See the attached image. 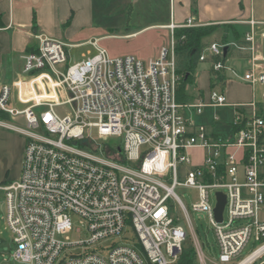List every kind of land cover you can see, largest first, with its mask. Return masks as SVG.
I'll return each instance as SVG.
<instances>
[{"label":"built area","instance_id":"2783aa9c","mask_svg":"<svg viewBox=\"0 0 264 264\" xmlns=\"http://www.w3.org/2000/svg\"><path fill=\"white\" fill-rule=\"evenodd\" d=\"M240 42L210 44L213 78L230 69L225 48L249 54L243 81L264 102V25L250 20ZM192 18L177 28L196 27ZM95 54L68 65L66 45L46 36L22 56L15 86L0 85V129L25 139L19 178L3 187L10 259L20 264H175L193 232L177 187H191L193 213H204L216 238L217 262L234 264L253 237L256 248L235 264H264V114L253 100L228 104L212 90L206 102L178 104L174 45L143 63ZM202 54L199 58L204 61ZM234 73V72H233ZM29 96L28 100L26 97ZM28 101V102H27ZM27 102V103H26ZM236 111L227 135L194 121L205 108ZM64 107L60 112L59 108ZM218 121V116L212 118ZM102 139L97 142L91 136ZM119 138L111 148L106 139ZM105 140V141H104ZM191 150L202 151L193 165ZM225 196L222 222L216 194ZM130 231L143 257L124 240ZM197 247V255L201 254ZM204 257V256H203ZM204 262V261H203Z\"/></svg>","mask_w":264,"mask_h":264},{"label":"crops","instance_id":"0c3cea01","mask_svg":"<svg viewBox=\"0 0 264 264\" xmlns=\"http://www.w3.org/2000/svg\"><path fill=\"white\" fill-rule=\"evenodd\" d=\"M170 2V23L158 25L169 31L170 24L180 25L188 18H192L200 26H218L217 29H223V37H227L226 42L237 43L248 31L246 23L250 20L264 25V0H170ZM193 2H195L196 11L194 15ZM93 6L94 0H0V85L8 84L12 87L14 102L25 98L24 88L14 90L17 80L22 75V56L36 50L39 36L59 40L66 46L77 45L66 43L63 38L69 39L81 26H89ZM228 26L239 34L238 39L234 38L232 29H226ZM214 34L203 39L205 49L202 54L206 58L198 63L194 78L186 87L188 94L192 96L189 103L206 102L210 92L216 87L224 88L225 85L235 84L246 89L249 95L247 98L237 96L232 99L240 101L227 103L245 106L253 100L254 93L257 94V88L260 87H252L243 81V75L250 67L249 54L235 47L226 49V61L230 69L221 73L224 79L221 83L216 82L211 68L213 58L206 50L210 44L216 43L213 40ZM206 39H211V43L208 44ZM150 60L154 59L148 61ZM28 98L30 97L27 96L26 100ZM256 100L259 112L264 114V105L261 100H258V96ZM245 108L249 107H239L236 111L246 112ZM196 123L205 125L215 134L227 135L231 130L230 123L226 124L228 129L220 133L215 132L214 128L207 123ZM23 150L22 136L0 129V157L2 156L0 158V192L4 193L2 188L19 178ZM7 154L10 158H3ZM3 211H5L4 204Z\"/></svg>","mask_w":264,"mask_h":264},{"label":"rangeland","instance_id":"374dc122","mask_svg":"<svg viewBox=\"0 0 264 264\" xmlns=\"http://www.w3.org/2000/svg\"><path fill=\"white\" fill-rule=\"evenodd\" d=\"M170 9V0H94L89 26H81L69 39L63 38L66 43L77 44L65 47L69 58L68 65L81 62L86 56L95 54V49L90 44L92 41H96L98 46L104 49L111 58L134 56L143 63H147L149 59L158 57L162 47L167 48L170 54L169 48L172 34L168 29L158 27V25L170 23ZM222 32L223 29H217L214 32L215 34L213 36L215 37L213 40L216 43L225 44L222 41ZM133 33L136 34L131 35ZM206 41H208V44L211 43V39H206ZM14 90H20V88L18 89L15 86ZM261 90L260 87L257 88L259 101ZM215 91L226 94L228 103L230 101H240L232 99L237 96L247 98L249 95L246 89L240 88L235 84L225 85L224 88L216 87ZM261 103L264 105V102L261 101ZM248 109L245 108L246 112H248ZM64 110V107L59 108L60 112ZM235 111L236 109L232 106L205 108L201 115L194 117V120L200 123H207L214 128L215 132L220 133L228 129L226 124L232 121ZM213 114L218 116V121H212L211 116ZM90 134L95 141H103L96 136L94 130ZM106 141L110 148L114 144H120L119 138H108ZM189 155L193 156L192 163L196 165L201 159L202 151L191 150ZM3 158L10 157L7 154ZM175 192L187 205L189 218L193 227V232H191L188 223L181 215L180 225L187 235L183 247H191L195 249V252L197 247L202 249L200 256L196 252V257H194L192 264H213L211 261L217 262L218 250L216 238L209 224V220L204 213H193L191 211V205L197 199V191L191 187H177ZM3 204L4 193L0 192V264H20L14 263L10 259L14 245L12 242V234L7 229L5 221H3ZM261 219H264V208L261 212ZM124 235L123 241L132 244L138 254L143 257L142 249L136 243L135 239H133L132 233L126 231ZM255 248L256 244L252 237L234 264L246 258Z\"/></svg>","mask_w":264,"mask_h":264},{"label":"trees","instance_id":"16d2710c","mask_svg":"<svg viewBox=\"0 0 264 264\" xmlns=\"http://www.w3.org/2000/svg\"><path fill=\"white\" fill-rule=\"evenodd\" d=\"M193 2L192 13L195 14ZM218 26H196L177 28L173 31L174 58H175V74L179 77V81L175 88V97L178 104H187L192 100V96L187 92V85H189L193 78L195 69L200 62L199 58L205 49L203 39L212 35ZM232 29L234 38L238 39L239 34L233 30L231 26L226 29ZM227 37H223L222 41L226 44ZM226 56L224 55V60ZM213 61H219V58H213ZM221 73H216V82L223 81ZM213 85V83H212ZM184 246V244H183ZM194 257H196L195 249L191 247H183L182 252L176 264H192Z\"/></svg>","mask_w":264,"mask_h":264},{"label":"water","instance_id":"95a60500","mask_svg":"<svg viewBox=\"0 0 264 264\" xmlns=\"http://www.w3.org/2000/svg\"><path fill=\"white\" fill-rule=\"evenodd\" d=\"M225 48V52H226ZM216 198H217V203L216 206L214 208V215H215V219L218 223L222 222V215H223V210H224V206H225V196L222 193H217L216 194Z\"/></svg>","mask_w":264,"mask_h":264}]
</instances>
